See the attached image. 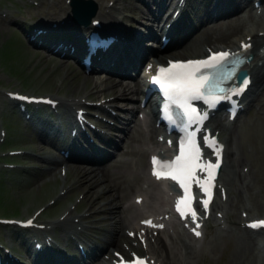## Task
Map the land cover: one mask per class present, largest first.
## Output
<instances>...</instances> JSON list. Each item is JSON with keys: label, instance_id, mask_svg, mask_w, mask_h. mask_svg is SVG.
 <instances>
[{"label": "rangeland", "instance_id": "obj_1", "mask_svg": "<svg viewBox=\"0 0 264 264\" xmlns=\"http://www.w3.org/2000/svg\"><path fill=\"white\" fill-rule=\"evenodd\" d=\"M39 1H42L43 5L38 7L32 5L29 0H0V50L6 44H9V52L7 51L8 53L5 55L0 54V91L8 88L12 90H25L27 92L45 94L49 91L57 90L63 95H79L84 91L82 85L86 84L87 87L91 82L90 79L88 80V83L82 82L86 74L76 62L62 63L56 58L48 56L43 50H34L14 25H11L9 21L6 22L2 20V11L6 8L10 12L9 18L18 16L24 18L21 22L24 21L26 23H29L30 21L38 22V20L46 17L47 11L52 9L58 11L59 14L57 16L59 19L61 17L66 20L72 18L71 5H69L66 0H61V3L60 0H54L52 5L50 4L51 0ZM97 1L100 2V0ZM129 1L132 0H120L114 12L118 17H108L112 20V23H115V26L123 24L122 26L125 28H133L135 29L134 31L138 33L141 32L142 29L144 31L146 29L144 23L147 19L141 17V10L147 9V6L142 0H137L140 8L131 9L128 7ZM244 3L249 4V0L244 1ZM123 6H125V8ZM209 7H211V0H193V8L191 9L190 15L194 19H198L197 22L199 27L202 26L203 23L210 24L208 27H212V25L224 26L228 23V19H213V17L206 16L205 14ZM154 8H156V6H154ZM103 9L104 6L102 5L99 9V13ZM233 10L238 12L240 6L235 7ZM195 12L198 13V17ZM190 15L187 16V20L188 17L190 18ZM122 16L125 17L123 22L119 19L122 18ZM187 20L185 19V21ZM203 26L204 28H202V31L204 32L202 34H207L208 30L206 29L209 28H205L206 25ZM64 72H67L66 77L63 75ZM22 83L24 87L22 86ZM125 83L128 82L125 81ZM120 84L123 86L124 81ZM254 102L263 105L264 94L259 95ZM256 108L257 107L254 106L253 108L246 110L242 116H240L239 122L241 125L251 118L259 119L257 116L259 113ZM12 110L13 107L6 99L1 97L0 94V127H4L3 121L6 122L8 126V138L12 142L10 145L7 144L5 148L1 146L2 142H0V154L4 149L17 147L25 150L30 149L31 151H35L37 155H30L31 157L25 156L24 159H14L19 163H24V165L29 166V168L32 169L31 172L22 179H17V177H14L10 173L7 175L4 174L5 172L0 173V180L3 178L2 181L4 184L3 189L1 190V197L3 198H1L2 201L0 203L1 205L6 206L3 207L0 205V214L5 216L24 217L26 214L31 213L34 209L46 203L56 194L59 181H56L54 177L49 180V177L52 176L50 172L51 170L46 168L48 167V164L44 159L40 158V154L42 153H51V148H48V146L45 147L38 139V134H35L30 128L26 127L24 119L18 115H13ZM1 165L2 163L0 162V166ZM69 165L73 164L69 163ZM74 176V172L69 174L68 181H72V177ZM79 191H81V188L75 189V191L69 195L68 199H63L61 203H57L53 206L50 212L48 211L46 213V216L54 217V215L59 213L66 204L75 198ZM105 193L107 195L100 198V205L104 206H106V203H103V201L111 200L113 198V196L108 197L110 192ZM124 198L125 197H122L120 199V197H118L120 203ZM89 203V201L85 200L80 209L82 210L85 207H88L90 205ZM114 210H116V208H114ZM258 212L264 214V207L259 209ZM105 215V212L99 210V212L92 217L101 218ZM106 221L111 224L109 219H106ZM213 227L214 226L210 229L208 238L202 243L204 246L198 251V259H195L194 264H228L230 258L234 255L232 243L233 238L243 235L242 233L248 235L243 229L231 232H216L213 231ZM0 233L3 241L6 242L10 239L15 242V250L22 255L24 260L23 263L28 264L29 262L27 258L29 251L25 250L28 238L24 237V240L22 241V233L16 232L7 227H0ZM110 237V235H107V239H110ZM23 243H25V247Z\"/></svg>", "mask_w": 264, "mask_h": 264}, {"label": "bare ground", "instance_id": "obj_2", "mask_svg": "<svg viewBox=\"0 0 264 264\" xmlns=\"http://www.w3.org/2000/svg\"><path fill=\"white\" fill-rule=\"evenodd\" d=\"M117 1L120 0H103V4L105 3L104 6V11L103 14L101 13L99 16L104 19L105 25L108 28H112L113 30L117 31H122L119 29L117 26H112L111 21L109 17H118L117 14H115L116 6H117ZM166 0H142L143 3L147 6V9H142L141 10V17L149 20L156 19L159 16L160 12V7L163 8V5L165 4ZM111 2H114V4L111 6ZM157 5L158 9H153V5ZM111 7V12L109 14H106L105 11ZM125 8V6H123ZM128 7L139 9L140 6L137 2V0H132L129 1ZM152 9L154 11H152ZM211 10L206 11V16H209V13ZM114 13V14H112ZM112 14V15H110ZM238 13L234 14L235 16L233 18V21L231 23H228L226 26L223 27H218V28H212L208 29L209 32L205 35L202 36H197L191 39V45H190V50L193 51L194 53L201 52L202 49H204V46L206 44L210 43H217L219 41L221 42H226L230 43L231 41H228V37L226 36L227 33L231 32L234 28H237L239 32H241L245 26H241L245 22L242 21V19L237 15ZM109 16V17H108ZM126 16V14H125ZM153 18H150V17ZM264 16L260 18H256V22L259 24L261 27L260 29H264V20H262ZM119 19H125L124 16ZM242 22V23H241ZM150 24V22H147ZM204 25V23H203ZM207 25V24H205ZM123 29V28H122ZM198 29L199 32L202 30V27L199 28V25L195 28ZM211 30L215 31L218 30L220 31V40L213 39L212 38V32ZM88 32V31H87ZM202 33V32H201ZM228 41V42H227ZM124 43V40L122 38L120 39V43L118 42L117 45H122ZM255 45L254 53L256 54L257 57H255L254 62L249 65L250 71L254 75V83L253 86L251 87L250 92L246 95L244 101L248 103L254 102L255 99L259 97V95L264 94V56H262L259 53V48L264 44V36H258V33H255L254 36V41ZM117 45H115L114 50L112 52H109L108 54L109 58L112 59H117L119 53H123V50H121ZM82 46V45H81ZM138 46L142 48H137L135 53L131 55H125L124 59L121 58V62L118 66V70H121L122 72H126L128 69V64L127 60L130 59V63L135 66L138 63V58L139 56L142 55L144 49L148 52L150 49L147 47L143 46V42L138 44ZM145 51V52H146ZM113 56V57H112ZM107 65V64H106ZM120 76V75H119ZM93 81L95 82V87L96 89H107L108 87H111V84L109 85H104L102 83H99L98 80H95L94 77H91ZM119 78L115 80V83L117 85V89L119 90L120 94L122 97H127L129 96L128 93H131L135 91L137 94L141 92L140 85L138 83L130 84L126 87H119ZM250 89V88H249ZM86 90V89H85ZM133 97V96H132ZM262 110H264V107H262ZM258 117L261 118L263 121H259V119H251L246 121L243 125L238 124V120H236L234 125H231V122L227 121H222V116H217L215 118L217 121V127L221 128L222 132L226 136V138H229L230 136V131L232 130V144H234L230 148V155H235L237 157V160L234 162L230 163L227 166V174L232 171L231 176L226 175L224 180L225 182L230 185V188L235 190V185H238L237 187V192L238 194L234 193L233 195L231 194V202L230 203V211L233 213L232 216V222L235 224L237 220L240 218L239 217V212L238 209L243 206L246 209L252 210L253 207L261 208L264 206V113L258 111ZM71 114V113H70ZM130 119H126L125 126L127 127L130 124ZM151 124L152 130L156 131L157 128L154 126V124ZM109 127H112L109 125ZM231 129V130H230ZM154 135L150 136H143L140 133L133 135L132 137V143H133V148L131 150V155L127 159H124L122 165L120 161H117L116 165L114 168L118 167H123L126 168V172L123 173V175H118V176H113L110 175L107 172H104L101 169H93L90 166H74V171L77 172L78 180L81 182V185H87L89 187V191L86 194L87 200L90 202L91 205H93L92 208H96L97 210H100L99 208V198L106 196L107 194L105 192H110L108 195H112L113 198L118 199V197L121 198V194L127 195L132 192L134 189H140L142 187L141 185V180L146 179L147 174H146V168L148 166V158H149V153L152 150V144L147 145L148 141L153 140ZM153 142V141H152ZM109 144H115L117 141H108ZM250 144L253 147L252 153H248L247 150L244 151V146L246 148V145ZM146 153L147 155V164L145 161V156ZM122 155V154H120ZM44 159H47L51 161L52 163H55L50 167V170H54L56 165L61 161V157H59L56 154H47L42 156ZM239 161H246L248 164L251 165L248 173H241L238 168V163ZM244 163V162H243ZM78 166V167H76ZM244 168V165H243ZM113 174H117L118 172L114 170L112 172ZM156 183H153L150 185V187L147 189V191H151V186H155ZM260 193V194H259ZM118 196V197H117ZM92 197V199H91ZM245 199L250 200V204L246 205ZM119 200V199H118ZM106 209V208H105ZM122 211V210H121ZM125 216H123V213L118 214L117 216V221L118 222H125L129 217L132 219L134 216L137 214V210L132 207L131 213L128 210H125ZM74 214L73 211H70L65 220L63 221H57L56 226L58 225H63L64 229L69 233L68 227H72V224L70 223L71 215ZM77 216V215H75ZM83 219L84 216H80L79 222H77V225L83 224ZM68 220L67 223L64 221ZM107 232V231H106ZM65 236V233H64ZM67 236V235H66ZM68 237V236H67ZM27 246L30 247L32 245V238L27 237ZM69 238V239H68ZM66 239V242H70V237ZM174 239V238H173ZM35 241V240H34ZM159 239L157 238V242ZM253 239L240 235L236 236L233 238V257L230 258L228 264H264V255L258 256L256 258L255 256V247L253 243ZM177 244L182 245L184 249V253H180L179 250L176 251L175 248L172 249V251H169V254H164L161 253L159 254L160 257L165 258L169 260V263L174 264L175 262L179 261V264H192L195 258H197L198 252L194 247L190 246V242L186 241L185 239L181 238L180 240L176 241ZM217 243V242H215ZM9 245H13L12 242H9ZM46 245V244H45ZM181 249V248H180ZM41 252H36L37 257H39V254ZM254 259V260H253ZM7 260H15V258L11 257L10 255H7ZM4 264H6V261H4Z\"/></svg>", "mask_w": 264, "mask_h": 264}, {"label": "snow or ice", "instance_id": "obj_3", "mask_svg": "<svg viewBox=\"0 0 264 264\" xmlns=\"http://www.w3.org/2000/svg\"><path fill=\"white\" fill-rule=\"evenodd\" d=\"M230 55L234 54L229 53L227 50H222L211 52L207 57L198 60L174 61L171 62L168 68L160 67V73H163V76H154L152 79H159V82L165 89L166 93L173 97L177 103H180L181 99H183L186 104L187 100L192 96H204L202 89L211 88L213 86V82L210 79L211 73L208 69L219 66L221 62ZM233 63L237 64L240 63V61L235 60ZM246 83L247 80L242 79L241 84L234 89V91H242ZM187 107L191 108L192 106L187 105ZM200 151L199 145L189 136L181 141L179 152L173 159L164 160L156 156L152 157V170L154 174L158 177H172L178 181L180 186L184 189V195L177 197L176 205L182 214L184 212V206L188 205L191 200L189 195V181L195 176V169L201 168L207 170L210 180L219 164L218 160L215 163L212 161L201 163ZM195 178L199 183L200 178ZM205 190H207L206 187ZM205 206H207L206 200ZM191 211L193 217H195V210L191 209ZM145 223H150V221H145ZM250 223L253 226H258L264 224V220L251 221ZM193 231H196V229H193ZM197 235H199V232H197ZM124 264H145V262L142 258L137 257L135 261L124 262Z\"/></svg>", "mask_w": 264, "mask_h": 264}, {"label": "water", "instance_id": "obj_4", "mask_svg": "<svg viewBox=\"0 0 264 264\" xmlns=\"http://www.w3.org/2000/svg\"><path fill=\"white\" fill-rule=\"evenodd\" d=\"M84 2V0H74V11H75V15L76 17H79L80 15H84V14H87L88 17H92L94 15V11L95 10H92V11H87L83 9V7L81 8V3ZM79 9L83 10V11H79Z\"/></svg>", "mask_w": 264, "mask_h": 264}]
</instances>
